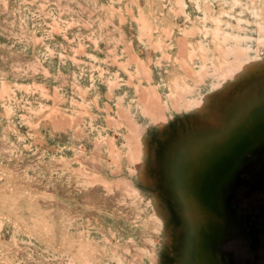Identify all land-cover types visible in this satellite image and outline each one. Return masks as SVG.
I'll return each mask as SVG.
<instances>
[{"label":"rangeland","instance_id":"1","mask_svg":"<svg viewBox=\"0 0 264 264\" xmlns=\"http://www.w3.org/2000/svg\"><path fill=\"white\" fill-rule=\"evenodd\" d=\"M259 151L264 0H0V264H264Z\"/></svg>","mask_w":264,"mask_h":264},{"label":"flooded vegetation","instance_id":"2","mask_svg":"<svg viewBox=\"0 0 264 264\" xmlns=\"http://www.w3.org/2000/svg\"><path fill=\"white\" fill-rule=\"evenodd\" d=\"M253 166H256L255 173L257 175L258 174L259 175L264 174V151L263 152L259 151L257 153H252V154L249 153L247 155V157L245 159L244 167L242 169L244 178L247 177V179H249L250 169ZM251 175H252V173H251ZM249 183H250V181H249ZM231 194H232V192H231ZM227 197H228V195H227ZM228 212H229V217H230L229 218L230 221H229L228 225L230 227L231 237H234L236 228L239 227V226L236 225L237 222H238L236 217H238V219L240 220V218H239L240 215H238L234 211L232 212L231 210H228ZM249 216L250 215H248V213L247 214L243 213V219L241 220L240 224H242V222H243V227L245 228L244 232L250 233V234H251L252 231L261 232L263 230V228H264V221L259 223V224H253L252 221H251V218H249Z\"/></svg>","mask_w":264,"mask_h":264},{"label":"bare ground","instance_id":"3","mask_svg":"<svg viewBox=\"0 0 264 264\" xmlns=\"http://www.w3.org/2000/svg\"><path fill=\"white\" fill-rule=\"evenodd\" d=\"M175 164V163H174ZM169 166V165H168ZM168 166H167V171H168ZM176 166V167H175ZM177 165H173L170 163V175L172 177V182H173V187L174 189L177 191L178 190V186L175 185V182L176 181V177L178 176V173H177ZM176 170V171H175ZM192 184V183H191Z\"/></svg>","mask_w":264,"mask_h":264},{"label":"water","instance_id":"4","mask_svg":"<svg viewBox=\"0 0 264 264\" xmlns=\"http://www.w3.org/2000/svg\"><path fill=\"white\" fill-rule=\"evenodd\" d=\"M235 147H237L235 144H234V145H231L228 151H230V152H231V151H235V150H233V149H235ZM249 148H250L249 143H247V144H244V145L241 146V147H238L237 149H239V150H241V151H243V152L245 153ZM230 149H232V150H230ZM239 150H236V151H239ZM235 159H236V158H234V161H235ZM234 161L231 162L232 165L234 164V163H233ZM227 163H228V162H227ZM232 165H231V168H233ZM226 168H229V165H228Z\"/></svg>","mask_w":264,"mask_h":264}]
</instances>
